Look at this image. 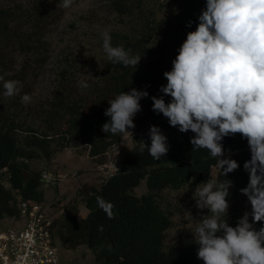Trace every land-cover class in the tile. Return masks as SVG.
<instances>
[{
  "label": "trees",
  "instance_id": "16d2710c",
  "mask_svg": "<svg viewBox=\"0 0 264 264\" xmlns=\"http://www.w3.org/2000/svg\"><path fill=\"white\" fill-rule=\"evenodd\" d=\"M130 1L128 7L116 2L117 9L124 17L137 13L138 18L132 31L118 33L113 46L123 45L143 56L136 69L108 61L103 77L87 83V88L63 71L49 97L37 104H24L20 97L25 93L32 96L51 58L50 35L66 9L58 6L60 0H0V73H12L6 79L19 80L23 85L18 96L6 98L0 94V221L18 218L21 201L44 202L43 172L32 169L31 162L50 161L65 149H85L93 162L105 164L109 151L123 138V134L101 131L110 119L104 115L110 106L108 100L131 88L146 90L148 105L141 116H135L134 124L158 126L167 136V155L157 161L146 148L141 152L142 143L150 145L151 141L138 137L114 173L97 185L79 189L77 198L87 210L85 217L81 216L79 202L73 201L54 218L53 241L71 251L87 247L96 264H203L197 258L193 237L165 247L171 220L160 195L166 190L185 189L193 194L195 186L203 181L228 179L233 182L227 198L231 207L243 196L239 189L248 184V173L243 168L250 159L248 143L240 134L223 139L225 150H232V159L240 167L221 177L207 150L192 151L191 131L181 133L163 114L152 111L151 97L163 95L159 91L167 84L163 73L172 68L167 57L171 53L176 57L187 33L195 30L206 0H185L193 6L192 15L177 26L158 19L152 7L160 0ZM147 3L150 5L144 7ZM189 21L191 27L187 26ZM164 99L167 103L171 98ZM143 182L148 191L139 196L135 190ZM97 196L114 205V218H108L98 207ZM255 226L259 229L264 225Z\"/></svg>",
  "mask_w": 264,
  "mask_h": 264
},
{
  "label": "clouds",
  "instance_id": "9594fccd",
  "mask_svg": "<svg viewBox=\"0 0 264 264\" xmlns=\"http://www.w3.org/2000/svg\"><path fill=\"white\" fill-rule=\"evenodd\" d=\"M72 4L73 0H60L58 6L68 9ZM102 47L110 62L125 67L136 69L143 57L123 45L113 46L108 32L103 33ZM11 75L0 73V94L6 98L20 95L23 88L19 80L6 79ZM163 76L167 84L160 86L162 96L151 97L152 111L163 114L181 133L191 131L192 151L207 150L221 177L240 167L232 159V150H225V137L240 134L250 151V159L243 164L248 184L239 192L247 197L251 210L234 227L222 219L228 218L231 180L208 179L193 190L192 199L201 214L199 219L191 211L184 215L193 222L190 231L197 258L203 264H264V226H255L264 225V0H206L195 30L187 33L171 70ZM79 85L88 87L83 80ZM148 96L146 90L131 88L108 100L104 115L110 119L101 131L132 136L129 129L135 128L140 101ZM165 96L171 98L167 103ZM20 98L24 104L31 102L27 93ZM148 136L150 145L143 142L140 151L146 148L153 159L162 160L169 151L167 136L155 125ZM96 201L108 218H114L111 202L100 196Z\"/></svg>",
  "mask_w": 264,
  "mask_h": 264
},
{
  "label": "rangeland",
  "instance_id": "374dc122",
  "mask_svg": "<svg viewBox=\"0 0 264 264\" xmlns=\"http://www.w3.org/2000/svg\"><path fill=\"white\" fill-rule=\"evenodd\" d=\"M116 2L124 7L131 3L130 0H79L66 9L60 23L50 35L51 58L34 86L32 103L42 102L55 91L63 71H67L78 84L82 80L93 83L103 77L106 63L109 61L102 47L103 33L110 34L113 45L117 42L115 37L118 33L132 31L138 18L137 13L132 17L122 16ZM150 3L143 6L147 7ZM154 5L152 9L157 13L158 19L170 21L174 26L183 25L193 11V6L185 0H160ZM174 59L175 55L171 53L166 62L171 64ZM140 103L142 110L136 114L137 116H141L148 105L145 98ZM152 125L147 122L141 125L138 123L134 129H129L132 136L123 134L122 141L109 151L103 165L93 162L85 149H65L58 152L50 161L39 159L31 162L32 169L40 170L52 177V181L43 187L45 199L41 205L45 211L53 218H57L62 215L68 204L73 201L79 202L77 198L79 189L83 185H97L114 173L138 137L150 139L148 132ZM147 191V184L143 182L135 193L140 196ZM192 195L186 189L166 190L160 195V202L171 220V227L166 233V248L181 238L192 237L190 230L193 228V222L184 213L191 211L195 219H199L201 214L195 208ZM78 207L81 216L85 217L87 214L85 206L79 202ZM250 210L247 197L243 195L238 202L232 203L228 218L224 216L222 219H228L230 226L234 227L238 216ZM203 214H207V210H204ZM20 224L18 218H7L0 221V229L18 227ZM57 248L59 264H96L87 247L71 251L62 248L57 241Z\"/></svg>",
  "mask_w": 264,
  "mask_h": 264
},
{
  "label": "built area",
  "instance_id": "2783aa9c",
  "mask_svg": "<svg viewBox=\"0 0 264 264\" xmlns=\"http://www.w3.org/2000/svg\"><path fill=\"white\" fill-rule=\"evenodd\" d=\"M42 181L50 183L52 177L43 173ZM18 211L21 224L0 229V264H59L52 215L33 201H21Z\"/></svg>",
  "mask_w": 264,
  "mask_h": 264
}]
</instances>
